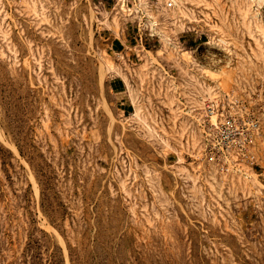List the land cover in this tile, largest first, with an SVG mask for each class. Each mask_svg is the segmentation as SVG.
I'll list each match as a JSON object with an SVG mask.
<instances>
[{
  "label": "rangeland",
  "instance_id": "rangeland-1",
  "mask_svg": "<svg viewBox=\"0 0 264 264\" xmlns=\"http://www.w3.org/2000/svg\"><path fill=\"white\" fill-rule=\"evenodd\" d=\"M116 4L0 0V264H264V170L188 156L200 83L264 107V0H176L145 49Z\"/></svg>",
  "mask_w": 264,
  "mask_h": 264
},
{
  "label": "built area",
  "instance_id": "built-area-1",
  "mask_svg": "<svg viewBox=\"0 0 264 264\" xmlns=\"http://www.w3.org/2000/svg\"><path fill=\"white\" fill-rule=\"evenodd\" d=\"M157 1L117 0L120 11L135 14L133 39L142 49L160 34L156 30L161 14L176 6V0ZM150 13L156 15L150 17ZM199 89L202 107L195 115L197 151L195 157L188 155L191 164L197 163L198 169L209 178H218L221 185L258 176L257 168L264 170V107L246 104L214 84L202 82Z\"/></svg>",
  "mask_w": 264,
  "mask_h": 264
},
{
  "label": "bare ground",
  "instance_id": "bare-ground-1",
  "mask_svg": "<svg viewBox=\"0 0 264 264\" xmlns=\"http://www.w3.org/2000/svg\"><path fill=\"white\" fill-rule=\"evenodd\" d=\"M259 1V0H258ZM259 6V5H258Z\"/></svg>",
  "mask_w": 264,
  "mask_h": 264
}]
</instances>
